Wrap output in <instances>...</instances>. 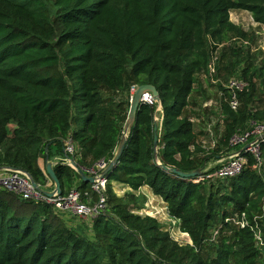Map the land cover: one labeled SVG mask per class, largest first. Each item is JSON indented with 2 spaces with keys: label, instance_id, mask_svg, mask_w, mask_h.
Masks as SVG:
<instances>
[{
  "label": "trees",
  "instance_id": "trees-1",
  "mask_svg": "<svg viewBox=\"0 0 264 264\" xmlns=\"http://www.w3.org/2000/svg\"><path fill=\"white\" fill-rule=\"evenodd\" d=\"M232 11L264 26V0H0V168L53 190L46 161L65 158L68 141L83 154L78 165L113 160L134 86L155 87L161 101L140 106L108 174L106 211L88 219L85 231L51 205L0 189V264H264L257 240L261 233L264 241V142L261 162L244 153L247 163L232 179L215 177L221 168L189 179L170 171H196V157L206 153L183 112L213 54L230 35L246 38ZM243 78L242 104L224 106L226 133L212 155L264 125V109L252 105L264 65L245 69ZM103 89L127 99L104 105ZM55 172L62 196L77 189L85 203H97L93 184L74 169L57 162ZM112 182L148 187L191 245L113 197Z\"/></svg>",
  "mask_w": 264,
  "mask_h": 264
},
{
  "label": "rangeland",
  "instance_id": "rangeland-1",
  "mask_svg": "<svg viewBox=\"0 0 264 264\" xmlns=\"http://www.w3.org/2000/svg\"><path fill=\"white\" fill-rule=\"evenodd\" d=\"M230 17L236 25L245 31L246 38L230 35L217 52L213 54L210 70L199 76V84L195 86L194 92L189 98L188 105L183 112L184 117L194 122L196 133H198L197 144L206 152L196 157L200 165L197 170L202 173L222 168L234 159L237 154L242 153L244 147L241 144H230L228 149H223L218 154L212 155V152L218 149V143L221 142L226 133L228 117L224 113V106L228 105L231 81L238 80L242 82L246 89L248 83L243 78V71L249 69L253 73L264 65V26L255 23L251 14L246 11H232ZM254 82L257 85V89L252 99V105L255 108L263 110L264 85L257 78L254 79ZM137 87L136 85L133 88ZM133 93L134 91H131V96ZM102 95L105 102L104 105H111L115 102L119 103L122 99L124 101L127 99L125 95L121 96L118 94L117 96V93L107 89L102 90ZM240 103L242 104V101ZM129 111L130 109H124V114H126L127 118L125 124L129 118ZM162 116L160 108L157 107L155 121L160 124ZM82 155L80 153L76 156L74 151L71 154L67 148L65 149V158L59 157L60 155L56 153L52 161L54 164H57V162L69 164L68 166L73 168L80 176V172L83 171L88 174L85 170H91L89 166L78 165L80 159H82ZM85 162L89 164L91 163V159L85 158ZM111 184L113 197L129 205L132 212L156 218L163 228L171 233L173 239L181 245H191L192 242L189 236L182 233L178 222L169 217L166 204L155 196L148 187H143L139 191H133L124 184L116 182H112ZM105 195L108 200L110 195L107 193L106 186ZM97 196L99 199L101 195L98 194ZM96 198L93 197L92 202L94 200L96 202ZM86 220L73 217L67 225L75 229L81 227V230L85 231L87 223L90 222ZM216 233L217 231H214V234Z\"/></svg>",
  "mask_w": 264,
  "mask_h": 264
},
{
  "label": "built area",
  "instance_id": "built-area-1",
  "mask_svg": "<svg viewBox=\"0 0 264 264\" xmlns=\"http://www.w3.org/2000/svg\"><path fill=\"white\" fill-rule=\"evenodd\" d=\"M244 89L245 85L242 82L238 80L231 81L229 87L228 105L233 111H237L240 107L238 94L243 92ZM146 103L154 104L157 102L154 100L151 94H148ZM262 142H264V125L254 124V127L244 135L235 136L231 140V144H241L244 147L243 151L241 154H237L234 159L217 171L215 177L232 179L239 176L242 173L244 165L247 163L246 157L243 156L244 153L253 154L259 160V162H261L260 144ZM67 148L71 154H73V151L76 153V156L79 154V151L76 149L72 140L67 142L66 149ZM63 164L67 166L69 165L67 163ZM106 166L107 164L102 161L96 165V169L93 168L91 170H85L88 173V177L98 178L96 183L92 185V188L101 196L94 205L85 203L82 200L81 192L77 189L72 190L65 196L55 195L52 198L46 197L33 186L30 178L25 172L10 168L0 171V189L12 192L24 200H31L37 203L51 205L63 217H78L87 220L93 219L104 213L107 208L105 186L107 185L106 182H108V180L100 179V171H103ZM40 188L43 189L42 187ZM257 240L260 242L262 247H264V241L261 237V233L257 235Z\"/></svg>",
  "mask_w": 264,
  "mask_h": 264
},
{
  "label": "water",
  "instance_id": "water-1",
  "mask_svg": "<svg viewBox=\"0 0 264 264\" xmlns=\"http://www.w3.org/2000/svg\"><path fill=\"white\" fill-rule=\"evenodd\" d=\"M133 91H134V93L132 94L133 98H132L131 107H130V111H129V118H128L127 123L124 126V131H123V134H122V137H121V141H120L119 147H118V149H117V151L115 153V156H114L113 160L101 172L100 179H107L108 178V174L110 172H112L113 169L115 168V166L117 165L120 157L122 156V154L124 152L127 140L129 138V135L132 132V129L134 127L138 110H139V108H140V106L142 104L146 103L147 95L151 94L153 96L154 100L157 103H159V105H161L160 97H159V94H158V92H157L155 87H153L151 85H142V86H138L137 88H133ZM155 132H157V128H155ZM157 141H158V138L156 136L155 145H157ZM4 169H6V168H0V171H2ZM165 170H168V169L165 168ZM170 171L175 173V174H177L178 176H180V177H182L184 179L193 178V177H196V176L202 174V172L199 171V170L193 171L191 173H183V172H180V171H178L176 169H171ZM46 172H47V175L49 176L50 180L54 184V190L53 191H46V190L41 189L39 187V185H37L36 182L32 179V177L28 173H26V172L25 173L30 178L33 186L38 191L43 193L46 197L52 198L55 195H62L61 184H60V181H59V179H58V177L56 175L55 164H54L53 161H49V160L46 161ZM80 178L83 181L91 183V184L96 183V181L98 179L97 177H88V176H86L83 171L80 172Z\"/></svg>",
  "mask_w": 264,
  "mask_h": 264
},
{
  "label": "crops",
  "instance_id": "crops-1",
  "mask_svg": "<svg viewBox=\"0 0 264 264\" xmlns=\"http://www.w3.org/2000/svg\"><path fill=\"white\" fill-rule=\"evenodd\" d=\"M40 166H42V164L40 163Z\"/></svg>",
  "mask_w": 264,
  "mask_h": 264
}]
</instances>
